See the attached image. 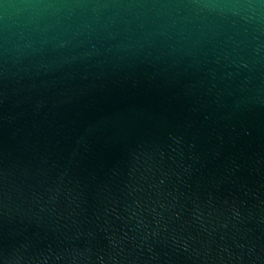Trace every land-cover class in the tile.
<instances>
[{
  "label": "water",
  "instance_id": "water-1",
  "mask_svg": "<svg viewBox=\"0 0 264 264\" xmlns=\"http://www.w3.org/2000/svg\"><path fill=\"white\" fill-rule=\"evenodd\" d=\"M0 264H264V0H0Z\"/></svg>",
  "mask_w": 264,
  "mask_h": 264
}]
</instances>
